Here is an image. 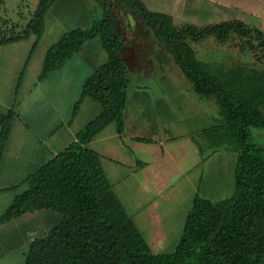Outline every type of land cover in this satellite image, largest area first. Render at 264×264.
<instances>
[{"label": "trees", "instance_id": "obj_1", "mask_svg": "<svg viewBox=\"0 0 264 264\" xmlns=\"http://www.w3.org/2000/svg\"><path fill=\"white\" fill-rule=\"evenodd\" d=\"M57 0H39L29 21L18 32L0 28V44L40 39L45 16ZM102 18L90 27L65 32L46 53L39 79L58 69L88 41L98 40L104 63L85 80L76 102L90 98L100 114L76 136V142L30 175L28 190L17 197L0 222L25 213L49 210L61 222L43 238L33 241L24 264H264V147L251 129L264 131V75L234 74L221 78L196 57L188 40L197 43L213 36L224 43L231 33L250 37L243 23H221L176 28L167 14L148 11L139 0H99ZM129 7L171 56L201 99H212L219 120L200 134L215 149L224 145L235 153L233 192L211 201L197 196L186 215L176 248L153 254L111 190L99 156L86 146L107 125L124 127V109L130 86L123 58L124 40L117 31L118 15ZM6 25V24H5ZM257 38L262 34L257 32ZM14 113H0V160Z\"/></svg>", "mask_w": 264, "mask_h": 264}, {"label": "crops", "instance_id": "obj_2", "mask_svg": "<svg viewBox=\"0 0 264 264\" xmlns=\"http://www.w3.org/2000/svg\"><path fill=\"white\" fill-rule=\"evenodd\" d=\"M5 28L20 31L13 24ZM43 36L0 44V113H14L0 160V218L28 190L26 179L76 142L77 134L101 112V106L87 97L73 112L85 80L105 61L98 40L86 42L39 79L45 55L56 44L40 50ZM165 73L154 71L160 79ZM163 88L162 96L152 100L147 89L129 86L122 133L110 123L86 146L99 156L112 192L153 254L176 248L200 192L201 166L216 154L200 133L219 120L213 100L178 99L165 95ZM203 148L210 152L205 154ZM232 192L231 188L228 197ZM207 195L210 192L202 198L209 199ZM61 220L60 214L41 210L0 222V264H24L30 244Z\"/></svg>", "mask_w": 264, "mask_h": 264}, {"label": "rangeland", "instance_id": "obj_3", "mask_svg": "<svg viewBox=\"0 0 264 264\" xmlns=\"http://www.w3.org/2000/svg\"><path fill=\"white\" fill-rule=\"evenodd\" d=\"M139 1L150 12L169 15L176 28L193 25L202 29L225 22L243 23L247 29H252L250 37L231 33L224 43L218 42L213 36L197 43L188 40V43L197 59L218 77L227 78L237 73L249 75L253 72L264 75V0ZM38 2L39 0H0V28L5 29V24L8 23L21 30ZM116 12V29L124 40L123 58L130 86L147 89L152 100L162 96L159 89L164 87L162 90H165V95L175 94L178 99L194 101L198 96L193 93L190 83L153 33L139 22L129 7L123 6ZM102 13L103 5L99 0H57L45 16L44 36L39 49L43 50L57 42L65 32L90 27L93 22L102 18ZM257 32L262 34L263 39L257 38ZM160 69L167 71L165 76H161L162 79L154 75V71ZM161 80H167L163 82L167 85H162ZM207 105L210 110L213 109L211 103ZM215 108L217 110L216 106ZM251 135L257 145L264 147L263 130L251 129ZM202 145L204 146V142ZM204 150L205 154L210 152L208 149ZM235 160L234 152L219 145L214 158L201 166L203 180L198 196L204 197L205 193L210 192L207 196L213 202L228 197L231 188L233 191Z\"/></svg>", "mask_w": 264, "mask_h": 264}]
</instances>
